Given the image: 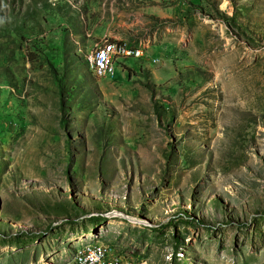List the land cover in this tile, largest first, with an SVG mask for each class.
<instances>
[{
  "label": "rangeland",
  "instance_id": "obj_1",
  "mask_svg": "<svg viewBox=\"0 0 264 264\" xmlns=\"http://www.w3.org/2000/svg\"><path fill=\"white\" fill-rule=\"evenodd\" d=\"M87 242L264 264V0H0V264Z\"/></svg>",
  "mask_w": 264,
  "mask_h": 264
},
{
  "label": "built area",
  "instance_id": "obj_2",
  "mask_svg": "<svg viewBox=\"0 0 264 264\" xmlns=\"http://www.w3.org/2000/svg\"><path fill=\"white\" fill-rule=\"evenodd\" d=\"M139 47H130L117 40H105L83 54V61L93 77L102 79L113 75L114 69L126 58H138ZM69 264H145L133 262L128 254L116 251L112 246L98 242L78 245Z\"/></svg>",
  "mask_w": 264,
  "mask_h": 264
}]
</instances>
